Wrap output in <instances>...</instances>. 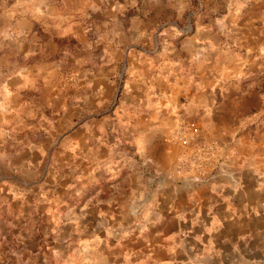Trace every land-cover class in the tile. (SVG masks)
<instances>
[{
  "label": "rangeland",
  "instance_id": "obj_1",
  "mask_svg": "<svg viewBox=\"0 0 264 264\" xmlns=\"http://www.w3.org/2000/svg\"><path fill=\"white\" fill-rule=\"evenodd\" d=\"M220 188L264 203V0H0V264H176Z\"/></svg>",
  "mask_w": 264,
  "mask_h": 264
},
{
  "label": "crops",
  "instance_id": "obj_2",
  "mask_svg": "<svg viewBox=\"0 0 264 264\" xmlns=\"http://www.w3.org/2000/svg\"><path fill=\"white\" fill-rule=\"evenodd\" d=\"M233 171L231 170L233 174L225 176L226 180L240 179L237 177L239 174ZM194 192L196 193L193 189H181L163 195V203L170 206V216L178 214L171 227L175 230L181 227L196 230L195 233L185 235H182L183 232H173L176 245L170 251L174 252L177 263L182 260L186 262L184 264H216L214 261H224L226 264H239L240 261L246 264H264V203H256L255 212L250 204L244 208L240 204L242 196L251 200L253 191L214 189L202 201L201 207L193 209L190 199ZM215 203L218 204L214 205ZM182 204L186 208L180 209L184 211L179 216L180 210L177 209ZM20 225L22 223H4L0 220V261H10L17 257L19 252L16 247L23 238ZM178 237L182 238L181 245L177 242Z\"/></svg>",
  "mask_w": 264,
  "mask_h": 264
},
{
  "label": "built area",
  "instance_id": "obj_3",
  "mask_svg": "<svg viewBox=\"0 0 264 264\" xmlns=\"http://www.w3.org/2000/svg\"><path fill=\"white\" fill-rule=\"evenodd\" d=\"M178 140H179V142H183L185 140V138H184V136H179Z\"/></svg>",
  "mask_w": 264,
  "mask_h": 264
}]
</instances>
